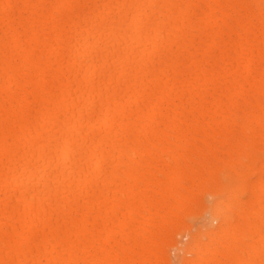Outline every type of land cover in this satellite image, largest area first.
<instances>
[{"label": "bare ground", "instance_id": "bare-ground-1", "mask_svg": "<svg viewBox=\"0 0 264 264\" xmlns=\"http://www.w3.org/2000/svg\"><path fill=\"white\" fill-rule=\"evenodd\" d=\"M0 264H264V0H0Z\"/></svg>", "mask_w": 264, "mask_h": 264}]
</instances>
